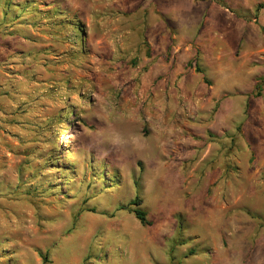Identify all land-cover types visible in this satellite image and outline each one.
Here are the masks:
<instances>
[{
  "label": "rangeland",
  "instance_id": "374dc122",
  "mask_svg": "<svg viewBox=\"0 0 264 264\" xmlns=\"http://www.w3.org/2000/svg\"><path fill=\"white\" fill-rule=\"evenodd\" d=\"M125 1L109 12L0 0L1 41L36 25L61 44L33 75L38 52L0 45L2 71L47 98L0 173V264H264V0ZM91 12L126 36L96 37ZM168 62L216 88L199 113L192 94L164 93ZM226 74L248 92H220ZM220 154L234 173L223 185L191 171Z\"/></svg>",
  "mask_w": 264,
  "mask_h": 264
},
{
  "label": "crops",
  "instance_id": "0c3cea01",
  "mask_svg": "<svg viewBox=\"0 0 264 264\" xmlns=\"http://www.w3.org/2000/svg\"><path fill=\"white\" fill-rule=\"evenodd\" d=\"M50 1V0H49ZM60 3V6L62 9H68V10H74L72 7L74 3L78 5H82V3H79L80 0H54ZM101 0H87L88 7L90 6L92 10H97L96 8L101 6L104 7L105 10H108L109 12H117L120 10H128L130 8V4H127L125 0H109L108 3L106 1L102 2ZM86 4V3H85ZM143 4V3H141ZM78 8V7H76ZM89 9V10H90ZM77 10V9H76ZM88 10V11H89ZM91 15L93 16V20L95 19L96 25H91L96 30V37H99L101 40L103 39H110L112 37L118 36L119 38L123 39L126 35V32L129 30L128 28H124L123 26L118 25H109L108 19L109 16L103 13L98 12H91ZM115 19V18H112ZM142 22L140 21V24ZM164 23V22H163ZM90 26V25H88ZM118 26V27H117ZM22 28H25L22 26ZM30 28V27H28ZM27 30V29H26ZM31 30V29H30ZM27 30L26 33H21L20 36H12L11 39L15 40V42H9L8 41H1L0 45L4 44H11V51H22L24 53H29L30 51L34 50V52H38L37 54L40 55L39 60L33 61V66H31V73L30 74H37L38 69L40 68V60L42 58V52H40L44 48H51L52 46L56 47L57 45L61 46L60 42L56 37L58 38V35L52 36V34L48 33L47 31L41 33L37 31V27L35 25V28L33 33ZM49 30V29H47ZM62 36V35H61ZM63 37V36H62ZM55 38V39H54ZM54 41V42H52ZM2 48L0 46V52ZM46 52L48 50H45ZM44 51V52H45ZM48 54V53H45ZM1 56V54H0ZM46 57H49V55H44ZM3 64H0V173L3 174L5 172H9V166L7 165V161H11L16 153L17 150L19 151L20 148H23V139H18L17 135L20 133V126H24L26 123H29L30 120H36L35 115L37 113L38 104L42 102L41 100L47 99L43 97L42 91L40 87H31L29 85H20L18 88L15 84L16 79L11 74H6L4 71H2ZM5 66V65H4ZM171 63H164L162 66V72H163V78L161 86L163 88L164 93L166 94H176L177 92L180 93H188L193 95V101L192 106L194 107V110L199 113V110L205 106L207 103L205 94H216V88L213 86H208L207 77L202 73H196L193 71L184 72L182 73L180 66H174L171 67ZM205 77V78H204ZM229 76L226 74L224 78H222V87L220 89V92L229 93L232 92H238V93H245L246 91L244 85L239 81L237 78L236 82H230L229 84ZM224 86V87H223ZM39 90L35 93L36 96H33L31 99L22 98L20 103L17 104L18 100L12 97L16 96L17 94H21V92L26 93L27 91H35ZM25 91V92H24ZM19 92V93H17ZM29 93V92H27ZM11 95V98H10ZM26 100V102H24ZM28 101H31L34 103V106H31L27 103ZM224 106H226L229 109V103L223 102ZM134 104V103H132ZM18 106H21L20 108ZM157 107L150 108L151 110L155 111L154 113H150L148 110L149 108L144 109L147 113L148 119L157 120L160 118L159 110H162V108H165V104H157ZM139 107L134 108V106H128L125 107V110L127 111L124 113V116L132 117L133 111H138ZM164 110V109H163ZM202 114V112H201ZM227 118V115L224 116ZM121 118V117H120ZM127 118V117H126ZM125 120V118H124ZM150 121V122H151ZM124 124H127L128 122H123ZM121 123V124H123ZM116 125V122H115ZM228 155L222 156L220 154V162H214L213 165H204L201 167H197L199 165H194L191 168V171L194 170L195 174H197V170L201 172L204 175H215L216 179H220L221 184L223 185L226 181V179L231 180V174L232 173V163L228 161ZM235 157V156H234ZM213 159V158H212ZM223 162H222V161ZM227 160V161H226Z\"/></svg>",
  "mask_w": 264,
  "mask_h": 264
},
{
  "label": "trees",
  "instance_id": "16d2710c",
  "mask_svg": "<svg viewBox=\"0 0 264 264\" xmlns=\"http://www.w3.org/2000/svg\"><path fill=\"white\" fill-rule=\"evenodd\" d=\"M129 205L134 206L133 213L136 219L143 225H150V222L147 220L146 212L140 207L141 199L138 196H135L129 203Z\"/></svg>",
  "mask_w": 264,
  "mask_h": 264
}]
</instances>
